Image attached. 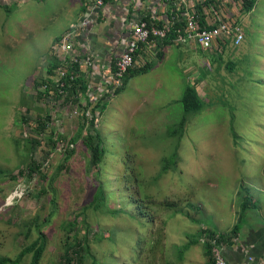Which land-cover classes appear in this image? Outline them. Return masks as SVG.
<instances>
[{
  "label": "rangeland",
  "instance_id": "1",
  "mask_svg": "<svg viewBox=\"0 0 264 264\" xmlns=\"http://www.w3.org/2000/svg\"><path fill=\"white\" fill-rule=\"evenodd\" d=\"M78 8L77 0L0 2V257L18 254L23 247L22 222L38 215L39 224L48 220L41 225L48 240L41 264H58L54 254L60 248L59 238L65 235L60 225L75 219L90 224L86 233L99 261L206 264L201 242L192 244L180 259L177 247L190 240L189 234L195 235L205 226L227 231L241 221L264 223V0H257L250 12L242 13L243 41L227 47L221 58L195 45L168 46L163 59L149 55L147 62H153L150 70L130 78L107 102L99 124L105 148L100 178L109 190L116 191L117 185L122 188L118 176H127L129 199L150 197L144 201L148 207L144 204L142 208L153 222L144 226L130 222L124 213L109 215L87 208L77 216L97 186L90 182L92 175L85 171L87 160L79 149L67 171H58L63 158L56 156L49 160V169L42 167L26 180L12 178L27 164L29 154L21 138L30 133L27 126L19 125L17 117L22 92L32 89L33 79L43 77L52 41L77 20ZM141 64L139 61L138 66ZM188 86L196 89L204 109L189 116L178 146L179 168L169 169L155 182L163 167L160 162L174 153L177 140L168 139L167 133L185 115L180 102ZM78 127L71 123L68 133H75ZM38 147L33 160L41 163L44 151ZM50 183L57 203L52 217ZM15 195L18 214L5 206ZM165 200L197 221L173 215V210L162 205ZM132 201L122 204L115 195L108 208L133 212L136 205ZM12 216L14 221L8 224ZM79 233L82 236L85 230ZM100 233L105 238L95 242ZM36 235L33 226L26 243ZM139 237L147 244L140 262L136 251ZM156 237L159 250L151 249ZM205 237L203 234L201 239Z\"/></svg>",
  "mask_w": 264,
  "mask_h": 264
},
{
  "label": "built area",
  "instance_id": "2",
  "mask_svg": "<svg viewBox=\"0 0 264 264\" xmlns=\"http://www.w3.org/2000/svg\"><path fill=\"white\" fill-rule=\"evenodd\" d=\"M13 1L0 0L3 4ZM243 3L244 0H128L132 8L129 16L126 14L125 27L110 35V46L105 54L102 48L93 50L86 42L81 46H85L87 53L80 58L76 50L77 38L93 34L92 26H96L97 19H102L108 9L107 0H91L80 23L54 44L53 54L58 61L51 74L44 70L42 79L45 83L41 90L49 92L50 97L49 102L41 106L57 113L54 115L57 128L68 119H81L85 127L94 120L99 127L97 121L103 106L122 88L128 70L147 63L146 59L155 51L157 43L195 45L217 58L230 45H239L243 41L239 25ZM139 61L142 64L138 66ZM56 91L59 99L51 102ZM61 116L64 119H60ZM94 128L95 125L89 129ZM48 134L50 126L43 135L37 136L41 138ZM63 145L61 143L59 150ZM203 241L215 244L217 238L207 235ZM248 260L252 261V258L248 257ZM215 264H227L220 251Z\"/></svg>",
  "mask_w": 264,
  "mask_h": 264
},
{
  "label": "trees",
  "instance_id": "3",
  "mask_svg": "<svg viewBox=\"0 0 264 264\" xmlns=\"http://www.w3.org/2000/svg\"><path fill=\"white\" fill-rule=\"evenodd\" d=\"M257 0H244L243 3V13L250 12ZM171 43L169 41H165L163 43H157L158 49L155 56L156 60L163 59V55L165 52V48L170 46ZM227 64V68L231 70V66ZM153 62L149 61L143 66H139L138 68H133L128 70V72L125 75L124 84L122 88H120L116 94H118L120 91H122L127 82L130 78L136 75H141L147 73L150 68L152 67ZM53 71V68L48 69V73L51 74ZM45 83V80L42 78L40 79H33V82L31 84L32 89L30 91H23L22 96L20 99V103L18 105V120H20L19 125H25L31 128V131H29V137L28 138H21L25 145L29 149L28 154V162L25 166L21 165L22 168L16 172V176H12L13 180L15 181L16 177L25 178L31 177L32 174H34L37 170H41L43 167L44 169H47L49 167V160L53 157L60 156L63 158V162H61L60 167H58V171L65 169L66 171L69 169L68 163L76 157V154L78 153V149L80 150L79 154L82 158H86L87 163L85 166V171L87 174L92 175V179L90 182L93 186L97 184L96 188L94 187L90 191V202L83 206L82 213L77 215L78 217L83 215L85 211L88 209H91L93 212H105L109 215H116L119 213H124L127 220H130V222L136 221L139 226H144L147 223H152L153 219H150L148 216H144V210L142 207H148L149 204L144 203L145 199L150 200L149 196H144L142 199H134L131 198V195H129L130 187L127 185L126 177H120L118 176V181L121 182L122 188L117 185L118 187L116 191L109 190V186H106L104 184V181L100 178V172H102V162L104 161L105 157V148L103 146L102 139L100 138L99 134V127L96 125V121L92 120L89 123L88 127H85V124H81V119L79 120H72V121H64L63 124H60L58 128L54 124V115H57V113H53L52 109L50 108H44L41 106V104H46L49 102L50 93L44 92L41 90V86ZM82 90L84 88L82 87ZM58 91H56L55 96L51 98V102L58 101ZM182 107L184 109V117L173 128H169L167 133L168 139H176L177 142L175 144V150L171 157L165 158L162 160L163 167L160 168V173L157 174V176L154 177V181L158 180L160 175L165 174L169 171V169H178L180 158L178 154V146L179 141L182 139L184 133H185V127L188 123L189 116L199 114L203 111L204 105L201 101L200 96L198 95L195 88L192 86H188L185 90L184 96L181 99ZM107 104V103H106ZM103 106L102 111L104 110ZM102 113V112H101ZM64 116V115H63ZM63 116L60 117V119H64ZM67 117V116H66ZM101 117V116H100ZM17 121V120H16ZM100 121H97V123L100 124ZM71 123H78L79 127L77 128V131L75 133L69 134L67 126L71 125ZM81 125H80V124ZM95 125V128L93 130L89 129ZM47 126H50V134L44 135L41 138H39L37 135L41 134L43 135L46 131ZM87 128V130H85ZM85 130V131H84ZM48 137V138H47ZM19 140V139H17ZM18 141H15L16 145ZM43 142L45 143L43 145ZM58 143H60L58 145ZM63 143V147H59ZM40 146V147H38ZM37 147L44 151V159L41 161V163H38L33 160V154L34 150L37 149ZM45 162V164H44ZM128 163H125L126 170L128 169ZM49 169V168H48ZM91 169V171H90ZM49 171V170H48ZM47 171V172H48ZM1 173V171H0ZM46 175V174H45ZM44 175V176H45ZM54 177V176H53ZM104 179V178H103ZM54 178H52L51 181H53ZM30 181V179H29ZM30 183H32L30 181ZM94 183V184H93ZM124 183V186L122 185ZM29 184V183H28ZM50 183L49 189L54 192V196L51 199L52 202V209L49 214V217H52L56 211H57V203H56V194H55V188ZM151 186V185H150ZM12 192L10 194L13 195ZM115 195H117L121 201L122 204H125V201L130 202L132 201V204L134 203L136 205V209L133 212H126L124 210H110L108 208V201L109 199L113 198ZM9 196V197H10ZM19 201L17 196H14L13 199L8 203L5 201V206L14 208V213L18 214V208L17 206H14ZM162 205L167 208L173 210V215H182L185 217H188L191 221L196 222L197 219H194L195 217L192 216V214L185 212L181 209H179L178 205L174 202H168L167 200L163 201ZM190 207L191 205L188 204ZM196 210H200V208H197ZM175 211V212H174ZM95 215V213H93ZM146 219L148 221H146ZM39 216L37 215L34 219L26 220L22 222V226H24V230H21V236L23 239V247L19 250L18 254L12 258L8 256H2L0 257V264H41L42 259L45 255V250L47 249V236L43 233L41 229V225L47 223H38ZM14 221V216H12L8 220V224H12ZM165 224V221H164ZM90 224H87L85 220L83 219L81 222H77V219L74 221H68L65 223H61L60 227L65 231V235L63 236V240L59 238L58 245H60L59 250H56L58 264H117V262H112V259L109 258L108 260L99 261L97 260L94 252L92 251L89 242L90 239L88 237V234L86 233V229H88ZM35 227V232L37 233L36 238L31 240L30 242L26 243V239L31 236L32 227ZM85 230V233H83L82 236H80L81 230ZM123 229V228H122ZM101 231V230H99ZM216 230L210 229L209 227H202L201 230L197 234H189L188 237L190 240L183 245L182 247H177L180 254V259H182V256L184 255V251L191 247L192 244L202 243L203 248L206 251V255L208 257V263L207 264H215L212 250L210 249V243L206 241H202L203 234L209 235L211 233L214 235ZM232 233L231 240L233 239V235H236L238 231V226L235 225L232 230H230ZM222 236H224L225 232H220ZM158 235V232L156 233ZM105 236L100 233L97 234V237L95 238V242L101 241L104 239ZM139 242L136 247V251L139 252L140 258L139 262L141 261L143 255H144V248H146V241L143 240L142 237H139ZM144 247V248H143ZM159 238L156 237L151 244V249L156 248V250H159ZM143 254V255H142ZM142 255V257H141ZM183 261V260H182ZM181 261V262H182Z\"/></svg>",
  "mask_w": 264,
  "mask_h": 264
},
{
  "label": "crops",
  "instance_id": "4",
  "mask_svg": "<svg viewBox=\"0 0 264 264\" xmlns=\"http://www.w3.org/2000/svg\"><path fill=\"white\" fill-rule=\"evenodd\" d=\"M77 1L79 2L77 20L70 26V28L65 33L69 32L73 29L74 26L80 23L83 13L91 2V0ZM106 5H108L106 15L102 19L98 18L96 26L95 24L92 26L93 34L87 37L80 36V38H77L78 46L76 50L80 58H83L84 54L87 53L85 46H81L86 42L91 44L90 46H88L89 48L93 50H95L96 48H102V53L105 54L107 48L110 46V35L122 31L125 27L127 20L126 16H129L130 10L132 8L131 5L128 4V0H107ZM63 35L58 36L52 41L47 63H44V70L48 71L49 68L54 69L55 65L57 64L58 60H56V56L55 54H53V47L54 44L58 41V39ZM157 49L158 46L156 44V49L151 55L156 56ZM166 49L167 48H165L164 50L166 51ZM218 58H221V53L219 54ZM111 61H114L113 56H111ZM235 225L238 226V231L236 235H233L232 240L228 235L225 234L224 236H222L220 234V232L227 233V231H229L228 233H232L230 230H232ZM213 230H216V233H214V235L209 233V236L217 238L215 244H210V249L212 250L214 262L218 252L220 251L222 256L225 258L227 264H264V223L258 222L257 220H250L248 222L241 221L237 224H234L227 231H220L217 229ZM205 256L207 258V264L209 259L206 255V251ZM248 257L252 258V261L248 260Z\"/></svg>",
  "mask_w": 264,
  "mask_h": 264
}]
</instances>
